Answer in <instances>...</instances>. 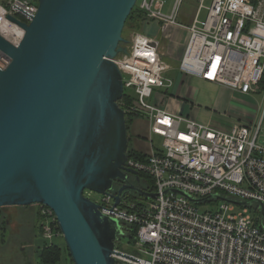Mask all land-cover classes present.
Returning a JSON list of instances; mask_svg holds the SVG:
<instances>
[{"label":"built area","instance_id":"obj_1","mask_svg":"<svg viewBox=\"0 0 264 264\" xmlns=\"http://www.w3.org/2000/svg\"><path fill=\"white\" fill-rule=\"evenodd\" d=\"M146 19L167 26L184 3L195 5L178 70L243 96L261 93L264 83V0H174L165 16V0H137ZM38 0H0V37L16 46ZM205 17L200 20V13ZM153 41L135 35L128 54L114 62L122 75L125 116L149 123L148 152L143 160L127 158L125 168L149 177L139 187L153 196L124 193L114 205L116 191L91 200L100 212L116 219L120 237L117 264H264V147L257 140L264 108L257 121L236 124L228 133L168 113L156 92L167 90L170 70ZM155 43V42H153ZM156 44V43H155ZM10 63L0 52V70ZM139 180V179H138ZM37 229L47 246L62 239L55 215L37 204ZM135 231L131 238L132 231ZM128 238L125 249L121 239ZM63 240V239H62Z\"/></svg>","mask_w":264,"mask_h":264},{"label":"water","instance_id":"obj_2","mask_svg":"<svg viewBox=\"0 0 264 264\" xmlns=\"http://www.w3.org/2000/svg\"><path fill=\"white\" fill-rule=\"evenodd\" d=\"M137 0H38L0 70V208L44 205L55 215L72 264H117L123 227L83 195L129 185L122 75V32ZM156 46L155 43H150ZM124 184L114 189V182Z\"/></svg>","mask_w":264,"mask_h":264},{"label":"crops","instance_id":"obj_3","mask_svg":"<svg viewBox=\"0 0 264 264\" xmlns=\"http://www.w3.org/2000/svg\"><path fill=\"white\" fill-rule=\"evenodd\" d=\"M195 8L192 3H184L177 15L176 26L164 28L162 24L156 21L144 19L140 29L137 30L136 35L156 43L157 52L161 59L170 67L165 76L171 80V86L167 90L156 91L162 96V101L154 95L150 101L158 100L170 114L186 117L215 131L228 133L236 124H250L257 121L258 107L251 103V96L234 93L223 87L204 82L197 77H185L178 70L188 36L186 27L192 23ZM261 87L264 91V83ZM249 103L252 104L251 107L255 111L244 108ZM263 108L264 103L260 115ZM128 117H130V123L127 133L128 131L131 132L135 139L131 148L135 152H142L144 155L148 152L149 137L151 138L149 123L143 118ZM223 117L225 120H220ZM139 145H142L145 151L137 150L134 147Z\"/></svg>","mask_w":264,"mask_h":264},{"label":"rangeland","instance_id":"obj_4","mask_svg":"<svg viewBox=\"0 0 264 264\" xmlns=\"http://www.w3.org/2000/svg\"><path fill=\"white\" fill-rule=\"evenodd\" d=\"M173 3H174V0H165L164 8H163V14L165 16L171 15ZM137 4H138V1H137ZM205 14L206 13L204 11L201 13V15L199 17L200 20L204 19ZM144 19H146V17H144V15L134 14L131 21L128 24H127V22H125L123 32H122V38L125 39L126 42L124 44H121L122 47L129 49L132 37H134L138 33L137 30L140 29V25L142 24V21H144ZM132 21H133V23H132ZM251 100H252L251 103L255 104V106L258 107L257 113L258 112L259 113H258V117L256 119V120H258V118L260 116V111H261L263 103H264V91H262L258 95L251 96ZM251 103L246 105L244 108L248 109V110L255 111V109L253 107H251L252 106ZM224 118L225 117L221 118L220 120H225ZM127 136H128V140H129V144H128L129 146L128 147L130 148L132 146V144H134L133 141L135 139L132 137V134L129 131L127 133ZM151 140L153 141V143L155 145L159 144V139L157 137L152 136ZM257 143H258V145L264 147V123H263L261 131L259 133ZM134 147L137 150L145 151L143 149L142 145L134 146ZM90 198H91V200L96 201L100 198V195L96 194V193H92L90 195ZM20 210H25L26 213L28 214L29 218L31 219V221H33V214L28 212L26 208L6 207V208L0 209V214L5 215L7 217V219H9L11 222V226L9 228H7V231L5 233H3V237H4L3 240H2V235L0 232V264H11L10 260H11V257L13 256V249H14L12 247V245H16L19 242V241L17 242L18 239L16 238L17 237L16 236L17 231H18L19 235H21L23 233L22 230H24V226H26L27 230H28V224L26 225V221L28 218L26 216L22 215L24 213V211H21V213H19ZM7 234H8V239L6 237ZM12 234L15 235L16 237H14V236L12 237ZM20 239H25V238H20ZM54 242L60 243V242H62V239L54 240ZM121 242L125 245V249L127 251H130L129 247L126 245L128 242V238L121 239ZM29 244L31 245V247H33V249H35V247L36 248L42 247L44 245L43 240L40 236H39V238L36 237L35 242L29 243ZM119 247H120V245L118 244V248ZM31 260H32L33 264H37L38 259H37L36 253L32 254ZM61 263L66 264L67 262H66V260L63 259ZM19 264H23V262L20 261ZM30 264H32V263L30 262Z\"/></svg>","mask_w":264,"mask_h":264},{"label":"trees","instance_id":"obj_5","mask_svg":"<svg viewBox=\"0 0 264 264\" xmlns=\"http://www.w3.org/2000/svg\"><path fill=\"white\" fill-rule=\"evenodd\" d=\"M134 14H138V15L141 14L136 7H134L132 13L128 17V19L126 21L127 24L131 21V19L134 16ZM132 23H133V21H132ZM129 118L130 117L126 116V127H127V130H128V125L130 123V119ZM127 157L128 158L132 157V158H135L137 160H143L144 159V155H143L142 152H138V151L135 152V150H133L131 147L130 148L128 147V149H127ZM140 178L144 182H148L149 181V177H147L145 175L140 174ZM33 206H35V205H33ZM28 232H29V237L31 239H33L34 236L39 238V235H34V230H33V227L31 226V221H29V223H28ZM134 232L135 231L133 230L132 234H131V238H133ZM25 242L26 241L24 239H19V243H21L22 245H24ZM33 253L37 254V259H38L37 264H62L61 262H62L63 259L66 260V262H67L66 264H72L71 258H70L69 254H68L67 248H66L65 243H64L63 240L60 243H56V244H53V245H50V246H47V245L44 244L42 247H39V248L35 247V249L32 248L31 255ZM24 264H30V256L29 255L27 256Z\"/></svg>","mask_w":264,"mask_h":264},{"label":"flooded vegetation","instance_id":"obj_6","mask_svg":"<svg viewBox=\"0 0 264 264\" xmlns=\"http://www.w3.org/2000/svg\"><path fill=\"white\" fill-rule=\"evenodd\" d=\"M128 176V183L129 185H132L134 187H141L142 183L140 182V178L139 181L135 180L136 178L131 175V174H127ZM123 182L120 181H115L114 182V189H117L119 186L123 185ZM131 193L128 190L124 191V193ZM15 208H26L28 212L33 214V221H31V219L29 218L28 214L26 213L25 210H20L19 213H21V211H24V213L22 215L26 216L28 219L26 221V225L29 223V221H31V226L33 227L34 230V235H39L38 234V229H37V209L36 206H26V207H17V206H13ZM6 208V207H3ZM1 209V208H0ZM0 232L2 235V240H3V233H5L7 231V228H9L11 226V222L9 219H7V217L3 214H0ZM23 233L21 235H19L18 231H17V237L15 235L12 234V237H16L19 241L20 238H25L24 240L26 241L24 245H22L21 243H17L16 245H12L13 249V256L11 257L10 263L11 264H19L20 261L23 262V264L25 263V260L27 258V256H30V262L33 264L32 260H31V253H32V248L31 245L29 243L35 242L36 240V236H34L33 239H31L29 237V232L27 230V227L24 226V230H22ZM9 234V233H8ZM8 234H7V239H8ZM19 235V236H18ZM6 245V244H5ZM26 254V255H25ZM12 255V254H11ZM23 255V256H22Z\"/></svg>","mask_w":264,"mask_h":264}]
</instances>
